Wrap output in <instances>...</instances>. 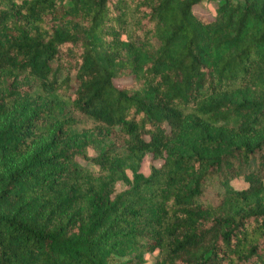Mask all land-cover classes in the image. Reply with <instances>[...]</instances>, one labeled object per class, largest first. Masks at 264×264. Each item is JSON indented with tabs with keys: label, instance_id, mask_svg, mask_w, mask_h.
Masks as SVG:
<instances>
[{
	"label": "trees",
	"instance_id": "16d2710c",
	"mask_svg": "<svg viewBox=\"0 0 264 264\" xmlns=\"http://www.w3.org/2000/svg\"><path fill=\"white\" fill-rule=\"evenodd\" d=\"M200 1L0 0V264H264V0Z\"/></svg>",
	"mask_w": 264,
	"mask_h": 264
},
{
	"label": "rangeland",
	"instance_id": "374dc122",
	"mask_svg": "<svg viewBox=\"0 0 264 264\" xmlns=\"http://www.w3.org/2000/svg\"><path fill=\"white\" fill-rule=\"evenodd\" d=\"M222 0H201L198 4H196L193 8V11L197 14L200 15L204 18H210L213 17L216 14V7L217 5L221 2ZM127 80H116L115 83L118 85H122L123 83H125ZM79 127H85V128H93L94 124L93 122L89 121V120H82L80 122ZM90 153L92 154L93 151L91 150ZM80 164L91 170L94 172H97L98 167L88 161L85 160H79ZM163 162V159L161 158H153L150 154H146V156L144 157V160L142 162L141 165V171L145 174V175H149L151 172V165L155 166V167H159ZM231 183L234 187L236 188H242L244 186H246L245 181L242 178H233L231 180ZM126 186L124 183L122 182H117L115 185V192H120L123 189H125ZM158 256V251L155 250L154 252H146L144 253V258L146 261V264H153L155 262V260L157 259ZM121 260H123L124 258L121 257Z\"/></svg>",
	"mask_w": 264,
	"mask_h": 264
}]
</instances>
